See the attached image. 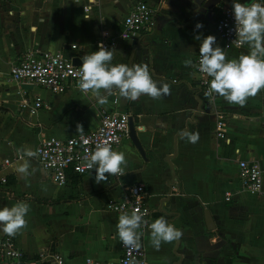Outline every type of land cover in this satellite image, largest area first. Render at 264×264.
I'll use <instances>...</instances> for the list:
<instances>
[{
	"label": "crops",
	"instance_id": "1",
	"mask_svg": "<svg viewBox=\"0 0 264 264\" xmlns=\"http://www.w3.org/2000/svg\"><path fill=\"white\" fill-rule=\"evenodd\" d=\"M138 2L151 9L153 27L135 40L116 42L112 64H147L158 86L170 84V95L157 100L141 95L136 101L112 96L101 105L78 87L51 94L9 80V66L30 51L59 52L82 66L100 33L121 29L122 18ZM201 2L0 0V209L20 201L30 205L27 227L11 237L22 253V264H54L53 254L61 256L62 264L117 261L119 217L105 209V201L121 199L126 187L138 183L147 191L153 222L164 217L183 233L157 250L150 243V231L145 232V264H264V90L243 107L218 95L201 96L194 63L184 62H193L203 38L216 37L214 20L222 10H232L234 0H220L210 10L198 7ZM197 23L203 27L196 29ZM214 46L224 49L217 37ZM224 51L231 60L250 50L244 45ZM36 100L46 108L32 112ZM102 109L131 118L143 152L141 156L128 136L120 141L115 151L125 154V175L97 184L94 168L78 177L69 172L68 183L58 185L27 157L34 174L25 179L15 171L23 163L18 149L34 150L41 140L82 134L78 125L83 133L93 130ZM213 110L223 117L222 139L213 135ZM185 133L198 134V141L189 142ZM14 158L10 165L3 164ZM239 160L260 168V194L240 185ZM224 192L231 194L230 201L223 200ZM203 211L212 219V230L205 228ZM2 236L6 234L0 231Z\"/></svg>",
	"mask_w": 264,
	"mask_h": 264
},
{
	"label": "clouds",
	"instance_id": "2",
	"mask_svg": "<svg viewBox=\"0 0 264 264\" xmlns=\"http://www.w3.org/2000/svg\"><path fill=\"white\" fill-rule=\"evenodd\" d=\"M235 19L237 44L247 45L248 54H241L236 59H227L224 49L216 45V37L208 35L203 38L199 48V71L211 77L208 96L218 95L228 104L245 106L249 98L255 97L264 90V4L245 3L234 0L232 5ZM201 23L196 29L202 28ZM199 40V35L194 37ZM113 50L100 44L99 50L82 58L80 76L77 87L84 95H90L101 105L108 103V98L118 96L129 101H136L141 95H147L153 100L170 95L171 86L167 82L159 86L152 78L147 64L134 63L113 65ZM186 66L192 60H186ZM77 131L83 133L82 126ZM191 143L198 141V134L185 133ZM21 163L15 171L23 178L34 174L36 169L29 171V159L38 155V151L21 148L17 150ZM87 168H95V182L107 181L108 177L125 175L127 160L123 152L114 151L110 144H97L90 156L85 155ZM108 174L106 176L105 174ZM30 205L20 201L11 207L0 209V231L14 237L27 227L26 216ZM150 229V243L159 250L162 243L179 240L183 233L170 224L164 217L156 219L151 224L135 209L129 215L123 213L116 224L120 242L126 248L138 249L141 246L142 226Z\"/></svg>",
	"mask_w": 264,
	"mask_h": 264
},
{
	"label": "built area",
	"instance_id": "3",
	"mask_svg": "<svg viewBox=\"0 0 264 264\" xmlns=\"http://www.w3.org/2000/svg\"><path fill=\"white\" fill-rule=\"evenodd\" d=\"M83 11L87 12L88 8H84ZM153 23L152 11L149 6L146 3L138 2L131 6L122 18L121 29L112 33L105 31L100 33L94 52L99 50L100 44H103L108 50H114L116 42L135 40L143 31L151 30ZM235 27V19L231 9L222 10L214 20V33L225 50L240 49L244 46L237 44ZM71 48L77 49L74 45ZM193 63L198 76L200 94L204 98H209L210 96L206 93L212 78L199 71V54L194 57ZM80 67L63 58L59 52L30 51L9 66L8 78L17 83L42 88L51 94H63L69 88L77 87ZM42 108H46V106L36 100L32 103L31 111L36 112ZM98 115L99 122L95 129L62 140L44 139L35 147L34 150L38 151V155L31 159L47 173V177L53 183L66 185L69 172L77 176L92 172L94 168L91 170L87 168L85 155L90 156L95 151L97 144L104 143L110 144L115 151L120 141L127 136L129 116L126 113H115L102 109ZM213 116V135L215 138L222 139L225 127L223 117L221 112L216 110H213ZM16 159L18 158L4 160L3 164L10 165ZM236 168L242 188L250 193L260 194L263 180L258 165L255 162L239 160ZM113 178L117 180L119 177L113 176ZM1 182L4 183V180L2 179ZM223 200L230 201L231 194L224 192ZM104 207L118 217L123 213L130 215L133 210L139 209L140 214L143 215L148 224L153 222L147 203V191L141 183L126 187L119 200L107 197ZM139 231L144 234L150 229L145 225ZM119 247L120 256L115 262H93L90 259H85L84 264H145L142 237L141 246L138 249L126 248L121 242ZM41 256L42 253L39 254V257ZM22 257L21 251L10 236L6 235L0 238V264H22ZM50 259L54 264H62V258L59 254L51 255Z\"/></svg>",
	"mask_w": 264,
	"mask_h": 264
},
{
	"label": "water",
	"instance_id": "4",
	"mask_svg": "<svg viewBox=\"0 0 264 264\" xmlns=\"http://www.w3.org/2000/svg\"><path fill=\"white\" fill-rule=\"evenodd\" d=\"M219 1L220 0H202L200 6H198V7H200L201 9H204V10H210L216 4H218ZM71 62L73 65L78 66L75 59H72ZM27 87L29 88L30 86H27ZM127 136L129 138V140L131 141V143L133 144L134 148L142 156L143 152H142L141 147H140V145H139V143L135 137L131 118H128ZM203 220H204V225H205L206 230L209 231V230H212L214 228V225L212 223V219H211V217L207 211H203Z\"/></svg>",
	"mask_w": 264,
	"mask_h": 264
},
{
	"label": "trees",
	"instance_id": "5",
	"mask_svg": "<svg viewBox=\"0 0 264 264\" xmlns=\"http://www.w3.org/2000/svg\"><path fill=\"white\" fill-rule=\"evenodd\" d=\"M78 177V176H77Z\"/></svg>",
	"mask_w": 264,
	"mask_h": 264
}]
</instances>
